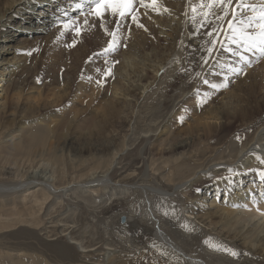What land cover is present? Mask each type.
<instances>
[{"label":"bare ground","instance_id":"6f19581e","mask_svg":"<svg viewBox=\"0 0 264 264\" xmlns=\"http://www.w3.org/2000/svg\"><path fill=\"white\" fill-rule=\"evenodd\" d=\"M199 3L140 7L105 53L88 0H0V264H264V58L231 15L249 64L208 57Z\"/></svg>","mask_w":264,"mask_h":264},{"label":"snow or ice","instance_id":"6c2138e0","mask_svg":"<svg viewBox=\"0 0 264 264\" xmlns=\"http://www.w3.org/2000/svg\"><path fill=\"white\" fill-rule=\"evenodd\" d=\"M88 2L92 5V12L94 13V16L100 20V28L103 29L106 35H110L112 37V40L108 43L107 48L104 49L105 53L116 50L119 39L117 33L119 32L120 27L123 26L126 19H130L131 23L136 25V27H145L142 23H140L137 15L140 7L158 11L156 8L158 0H150L149 3H146L145 0H88ZM233 4L234 0H200L197 7L209 9L207 12L200 13L202 17L200 20V26L204 27L206 25H213L211 30L207 32V36L210 38V46L207 47L206 51L208 53V57H211L219 43L221 48H224L226 51L233 52V54L239 56L245 64H249L247 56H243L239 52H235L232 48H228L223 41L218 40V35L214 36V33L218 34L223 31L222 23L227 17H229V15H231L232 18L227 21L228 30L231 35L225 33L229 42L237 45V47L243 46L244 51L246 52L255 51L258 52L260 56L264 57V7L261 8L260 17L257 19L255 16H246L248 8L251 7V5L247 4L246 0H237L235 7H232ZM76 7L81 8L83 7V4L78 3ZM197 7L192 8L193 13H196ZM106 16L114 18V23L116 25V29L114 31H109L107 24L110 21L106 18ZM217 21L221 22V25H217ZM85 23H87V21H85ZM254 24L261 29L255 34L252 31ZM64 27L67 28V24H65ZM79 34L80 33L78 31L77 35ZM28 54L31 55V53ZM203 63H209L207 57L203 58ZM231 71L239 74L242 70L231 69ZM110 74L111 72L109 70L108 75ZM196 75L199 76L200 73H197ZM203 82L205 84L209 83L207 80H204ZM211 87L213 89H218L227 87V84H211ZM207 96L208 94H205V98L199 101V103H205ZM181 120H183V117H181ZM261 163H264V159L261 160ZM259 175L262 179H264V171H261ZM261 196L264 197V192L261 193ZM210 246L216 247L215 245ZM217 250L227 251L228 254L232 256L238 255V253L232 251L231 249L217 248Z\"/></svg>","mask_w":264,"mask_h":264},{"label":"rangeland","instance_id":"374dc122","mask_svg":"<svg viewBox=\"0 0 264 264\" xmlns=\"http://www.w3.org/2000/svg\"><path fill=\"white\" fill-rule=\"evenodd\" d=\"M58 1V0H57ZM146 3H148V0H146ZM49 5V4H48ZM50 5H52V4H50ZM89 11V10H88ZM36 12H38V11H35V13ZM57 14V13H56ZM78 15L79 14H75L74 16H76V17H78ZM21 27L23 26V25H20ZM19 39L17 40V42H19V41H22L25 37H23V38H21V36H17ZM27 40H29L30 41V39L28 38ZM32 41V40H31ZM197 44H195V46H196ZM22 47H24V45H22ZM10 57V56H9ZM264 58V57H263ZM18 71V74H17V77H20V74H21V72H23V71H21V70H17ZM239 75V74H238ZM40 86V85H39ZM30 95H32L31 97H29V95L27 96V94H25L24 96V99H26L27 101V103H28V105H32L33 103H35V101L34 102H32L31 101V98L32 97H36L37 96V94H38V92H31V91H29L28 92ZM3 100V101H2ZM8 101H10L9 99H5L4 100V98L3 97H0V104L1 103H3V102H8ZM22 101V99L20 100V102ZM182 117H183V115H182ZM186 118V119H185ZM183 122H181L180 120H181V117L179 116V122L180 123H177L178 124V127H180V125H181V127L180 128H184V126H185V124L186 123H188L187 121L188 120H190V119H188V117H183ZM178 121V120H177ZM191 122V121H190ZM32 128V127H31ZM34 128H38V127H34ZM236 132H239V134L240 135H243L245 132H246V129L245 128H237V130H236ZM239 135V136H240ZM194 153L195 152H200L201 150L199 149V148H194ZM194 153H192V154H190V156H192ZM207 203V202H206ZM210 202H208L206 205L207 206H204V208H206V207H209L210 205ZM123 222V220H122V218L120 219V223H122ZM23 260H25V264H37V263H35V261L34 260H30V257H27V256H25L24 257V259ZM45 264H47V263H45Z\"/></svg>","mask_w":264,"mask_h":264}]
</instances>
